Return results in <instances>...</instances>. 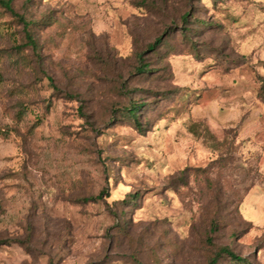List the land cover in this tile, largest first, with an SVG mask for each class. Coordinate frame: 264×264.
Returning <instances> with one entry per match:
<instances>
[{"label": "rangeland", "instance_id": "rangeland-1", "mask_svg": "<svg viewBox=\"0 0 264 264\" xmlns=\"http://www.w3.org/2000/svg\"><path fill=\"white\" fill-rule=\"evenodd\" d=\"M14 7L37 50L0 7V264H264V0Z\"/></svg>", "mask_w": 264, "mask_h": 264}, {"label": "trees", "instance_id": "trees-1", "mask_svg": "<svg viewBox=\"0 0 264 264\" xmlns=\"http://www.w3.org/2000/svg\"><path fill=\"white\" fill-rule=\"evenodd\" d=\"M14 1L15 0H0V7L9 12L21 25H22V32H23V39L24 42L22 43L23 47H30L32 51L37 50V41L36 38L34 37V31L33 27L38 25V22H35L34 19L32 18H26V10L28 8L23 7V12H20L16 10L14 7ZM30 0H25V4L28 3ZM193 18V17H192ZM194 19V18H193ZM181 20L183 24H187L188 22L195 23L194 20L189 21L187 19V13H183L181 16ZM203 25V24H200ZM183 28V31L181 33V36L185 37L186 39L189 40V32L191 31V28ZM181 29V28H180ZM163 38L161 35L157 36L154 38V40L146 45V50H154L155 47L161 45L163 43ZM21 46L18 45V49H20ZM136 59H137V65L133 69V73L135 75L141 76L144 73H148L150 71L149 63L144 61L142 52H138L136 54ZM123 88V85H121ZM142 104L134 101H129L126 106L120 108L118 113L126 118V120L129 122L130 125H132L137 131L141 132L143 131V124L141 120L139 119V111L140 107ZM103 191H101L98 195L92 196V197H86L84 198L85 201L87 200H95L101 197ZM131 202L134 203L136 200L137 196L134 197L132 194H127L125 198L122 200L118 201V203L121 204H126L130 199H132ZM214 227L211 226L209 229V233L213 232ZM210 236H208L207 240H210ZM228 258V260L234 264H250L249 261L247 260L246 257L240 256L233 251H231L228 247L226 246H221L218 247L210 252L207 258V264H219V261L223 258Z\"/></svg>", "mask_w": 264, "mask_h": 264}]
</instances>
